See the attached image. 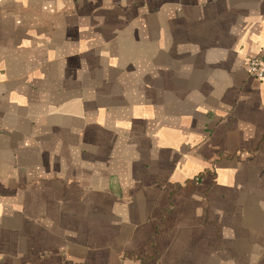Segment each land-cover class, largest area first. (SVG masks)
I'll return each mask as SVG.
<instances>
[{"label":"crops","instance_id":"crops-1","mask_svg":"<svg viewBox=\"0 0 264 264\" xmlns=\"http://www.w3.org/2000/svg\"><path fill=\"white\" fill-rule=\"evenodd\" d=\"M264 0H0V264H264Z\"/></svg>","mask_w":264,"mask_h":264},{"label":"built area","instance_id":"built-area-1","mask_svg":"<svg viewBox=\"0 0 264 264\" xmlns=\"http://www.w3.org/2000/svg\"><path fill=\"white\" fill-rule=\"evenodd\" d=\"M248 73L257 80L264 79V52L249 58L247 62Z\"/></svg>","mask_w":264,"mask_h":264}]
</instances>
